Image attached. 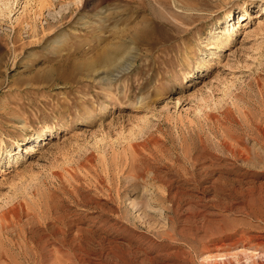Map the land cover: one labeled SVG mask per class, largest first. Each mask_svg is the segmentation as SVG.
I'll list each match as a JSON object with an SVG mask.
<instances>
[{
	"label": "rangeland",
	"instance_id": "1",
	"mask_svg": "<svg viewBox=\"0 0 264 264\" xmlns=\"http://www.w3.org/2000/svg\"><path fill=\"white\" fill-rule=\"evenodd\" d=\"M0 264H264V0H0Z\"/></svg>",
	"mask_w": 264,
	"mask_h": 264
},
{
	"label": "bare ground",
	"instance_id": "2",
	"mask_svg": "<svg viewBox=\"0 0 264 264\" xmlns=\"http://www.w3.org/2000/svg\"><path fill=\"white\" fill-rule=\"evenodd\" d=\"M241 18L244 19L243 16H242ZM18 203H19V202H18ZM131 204L133 205V207H136V208L141 206V204H139V203H138V204L131 203ZM131 204H130V205H131ZM20 205H21V204H20ZM22 205H23V204H22ZM14 206H15V205H14ZM18 206H19V204H18ZM18 206H16V207H18ZM142 206H143V205H142ZM13 208H14V207H13ZM14 209H15V208H14ZM16 209H18V208H16ZM21 209H22V208H21ZM132 209H133V208H132ZM140 210H141V208H140ZM14 212H17V210H15Z\"/></svg>",
	"mask_w": 264,
	"mask_h": 264
}]
</instances>
